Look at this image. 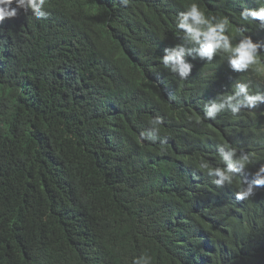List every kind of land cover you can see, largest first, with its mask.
I'll use <instances>...</instances> for the list:
<instances>
[{
  "label": "trees",
  "instance_id": "trees-1",
  "mask_svg": "<svg viewBox=\"0 0 264 264\" xmlns=\"http://www.w3.org/2000/svg\"><path fill=\"white\" fill-rule=\"evenodd\" d=\"M191 2L49 0L48 20L0 26V264H264V189L235 200L239 180L217 188L196 167L222 166L220 142L264 162V109L195 123L210 97L231 93L228 75L254 90L258 66L240 76L222 57L194 60L183 81L163 69ZM197 2L233 35L243 9L264 5ZM156 116L160 139L142 140Z\"/></svg>",
  "mask_w": 264,
  "mask_h": 264
},
{
  "label": "clouds",
  "instance_id": "clouds-1",
  "mask_svg": "<svg viewBox=\"0 0 264 264\" xmlns=\"http://www.w3.org/2000/svg\"><path fill=\"white\" fill-rule=\"evenodd\" d=\"M255 2L259 3V0ZM119 3L127 7L131 0H119ZM49 9V0H0V26L5 24L6 19H15L21 13L32 14L34 20L46 21L50 16ZM239 19L242 23L239 27L233 26L236 29V35H233L227 17L206 14L197 0H192L175 18L174 26L180 33L179 42L165 47L160 53L162 57H158L163 69L182 81L192 74L195 65L191 61L194 60L211 63L216 57H222L230 71L240 76L258 66L256 74L250 73L256 86L254 90L250 87V81L228 75V86L225 87L231 93L221 95L219 99L216 96L210 97L202 107L203 117L195 119L197 124H202L205 119L215 120L225 111L231 112L234 117L246 112L240 118V122L245 123V118L251 120L258 116L250 112L264 109V41L259 40L257 35V28L264 31V5L243 9L239 13ZM120 43L127 56L135 55L132 47L126 46L122 40ZM154 46L163 48L162 44ZM103 68L105 72H101V75H107L111 70L107 65H102ZM155 83L160 85V80ZM163 123L162 117H153L149 121V129L139 133L141 139L155 143L160 139ZM166 142V138L160 140L161 145ZM250 151V148L246 152L238 151L232 144L220 142L217 152L222 166H213L210 161L200 157L196 167L211 177L217 188L232 185L239 180V190L234 198L246 201L264 189V162L253 163L254 157L249 154ZM131 264H151V257L147 254L133 257Z\"/></svg>",
  "mask_w": 264,
  "mask_h": 264
}]
</instances>
